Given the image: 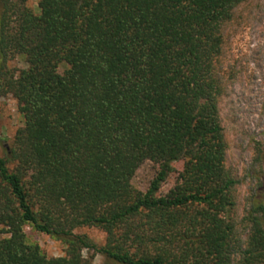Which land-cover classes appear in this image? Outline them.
<instances>
[{
  "label": "trees",
  "instance_id": "trees-1",
  "mask_svg": "<svg viewBox=\"0 0 264 264\" xmlns=\"http://www.w3.org/2000/svg\"><path fill=\"white\" fill-rule=\"evenodd\" d=\"M246 1L0 0V97L23 118L0 158V264H264V202L240 243L219 118L221 27ZM146 161L158 169L141 192ZM25 225L65 255L27 244Z\"/></svg>",
  "mask_w": 264,
  "mask_h": 264
},
{
  "label": "rangeland",
  "instance_id": "rangeland-1",
  "mask_svg": "<svg viewBox=\"0 0 264 264\" xmlns=\"http://www.w3.org/2000/svg\"><path fill=\"white\" fill-rule=\"evenodd\" d=\"M40 0H26L27 7L38 13ZM222 44L218 68L224 83L219 101V118L226 142L225 166L237 184L234 188L237 237L243 243L247 235L244 215L253 199L264 202V0H247L234 9L232 18L221 27ZM27 64L22 56L7 62L17 75ZM66 69L60 65L58 72ZM23 126L17 102L11 95L0 97V158L9 156L15 133ZM9 164V168H13ZM174 173L161 185L163 196L174 186L182 162L174 163ZM157 165L146 161L135 172L132 185L145 192L156 175ZM26 242L37 245L48 258L65 255L66 246L29 225L23 227ZM103 245L105 234L98 228L75 231ZM84 256H88L85 251ZM93 264H104L100 255L89 254ZM111 264V263H110Z\"/></svg>",
  "mask_w": 264,
  "mask_h": 264
}]
</instances>
